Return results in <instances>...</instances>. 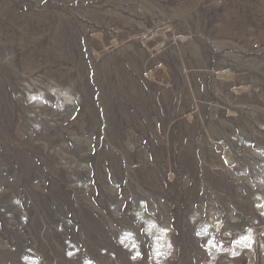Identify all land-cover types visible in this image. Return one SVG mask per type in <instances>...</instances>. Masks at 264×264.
<instances>
[{
  "label": "rangeland",
  "instance_id": "obj_1",
  "mask_svg": "<svg viewBox=\"0 0 264 264\" xmlns=\"http://www.w3.org/2000/svg\"><path fill=\"white\" fill-rule=\"evenodd\" d=\"M0 124V264H264V0H0Z\"/></svg>",
  "mask_w": 264,
  "mask_h": 264
},
{
  "label": "clouds",
  "instance_id": "obj_2",
  "mask_svg": "<svg viewBox=\"0 0 264 264\" xmlns=\"http://www.w3.org/2000/svg\"><path fill=\"white\" fill-rule=\"evenodd\" d=\"M138 220L143 219V215L140 212L136 213ZM149 235L152 234L153 231H159L160 232V238L155 239V254L156 256L162 255L161 253V239H163L167 235V231L165 229H159L157 228L155 222H152L150 226L146 229ZM250 240V236H245L241 240L238 241V244L240 245H247V242ZM120 244H122L125 248H128L131 246L132 249L137 248V242L134 239V235L131 232H125L123 234L122 239L119 241ZM138 256H140V253L137 251L136 255L132 257L133 260H135ZM29 264H38L37 261H30ZM86 264H91V262H86Z\"/></svg>",
  "mask_w": 264,
  "mask_h": 264
},
{
  "label": "bare ground",
  "instance_id": "obj_3",
  "mask_svg": "<svg viewBox=\"0 0 264 264\" xmlns=\"http://www.w3.org/2000/svg\"><path fill=\"white\" fill-rule=\"evenodd\" d=\"M42 104H44V103H42ZM41 105V104H40ZM40 105H38V106H40ZM0 127L1 128H3V125L2 124H0ZM10 130V128H8V127H5V131H9Z\"/></svg>",
  "mask_w": 264,
  "mask_h": 264
}]
</instances>
